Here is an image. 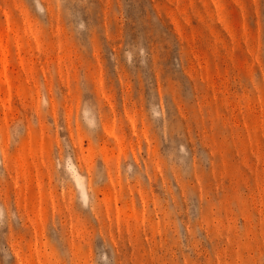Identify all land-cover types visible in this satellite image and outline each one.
<instances>
[{
	"label": "rangeland",
	"instance_id": "374dc122",
	"mask_svg": "<svg viewBox=\"0 0 264 264\" xmlns=\"http://www.w3.org/2000/svg\"><path fill=\"white\" fill-rule=\"evenodd\" d=\"M0 264H264V0H0Z\"/></svg>",
	"mask_w": 264,
	"mask_h": 264
}]
</instances>
